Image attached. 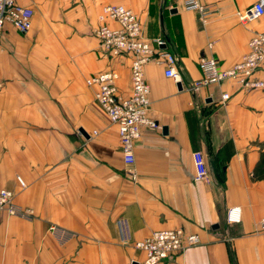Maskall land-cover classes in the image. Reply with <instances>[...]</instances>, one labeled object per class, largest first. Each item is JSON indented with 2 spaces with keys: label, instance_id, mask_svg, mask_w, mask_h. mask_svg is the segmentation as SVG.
Listing matches in <instances>:
<instances>
[{
  "label": "crops",
  "instance_id": "1",
  "mask_svg": "<svg viewBox=\"0 0 264 264\" xmlns=\"http://www.w3.org/2000/svg\"><path fill=\"white\" fill-rule=\"evenodd\" d=\"M199 1L202 13L183 0H16L33 18L27 34L7 25L0 41V189L33 215L0 218V264H139L135 241L177 228L199 243L162 264H264V89L187 90L200 58L224 70L241 62L264 18L239 20L258 0ZM106 5L131 9L145 39L165 37L183 75L179 87L163 66H144L158 127L142 129L132 166L86 84L114 70L119 95L131 91V55L102 54L94 36ZM195 152L208 180H194ZM232 207L238 224L225 221Z\"/></svg>",
  "mask_w": 264,
  "mask_h": 264
},
{
  "label": "built area",
  "instance_id": "2",
  "mask_svg": "<svg viewBox=\"0 0 264 264\" xmlns=\"http://www.w3.org/2000/svg\"><path fill=\"white\" fill-rule=\"evenodd\" d=\"M188 11L203 12L199 0H183ZM33 11L17 4L16 0H0V41L7 25L18 33L25 35L32 27ZM100 25L94 29L102 54L110 57L131 55L130 82L131 91L127 97L119 95L116 82L118 74L114 70L97 73L86 80L88 86H96L95 102L105 113L111 125L117 130L125 165L134 164V145L141 136L143 128L157 129L158 125L149 118L150 87L145 81L143 68L149 62L164 67V76L180 85L183 75L178 58L167 49L165 37L145 39L142 36V26L138 16L124 6L106 5L99 15ZM264 18V0H258L243 15L239 16L242 24ZM116 23L117 28H110L106 22ZM201 78L187 86V90L196 94L201 88L219 85L231 81L244 91L264 89V28L257 32L248 42V52L241 62L230 69H220L212 57H202L198 61ZM229 100L228 94L221 95V103ZM194 180L209 179V166L203 153H193ZM20 190L26 188L21 177H16ZM33 215L31 209L19 207L14 202L13 192L0 189V218H27ZM227 224H238L241 221V209L229 208L226 212ZM259 232L264 239V216L259 221ZM52 234H61L55 225L49 227ZM125 242L129 237L124 238ZM199 243L196 235L187 234L184 229L155 231L150 236L135 241L134 248L144 254V260L139 264H162L166 259L181 255L184 251Z\"/></svg>",
  "mask_w": 264,
  "mask_h": 264
},
{
  "label": "water",
  "instance_id": "3",
  "mask_svg": "<svg viewBox=\"0 0 264 264\" xmlns=\"http://www.w3.org/2000/svg\"><path fill=\"white\" fill-rule=\"evenodd\" d=\"M179 87H181V85L179 84Z\"/></svg>",
  "mask_w": 264,
  "mask_h": 264
},
{
  "label": "trees",
  "instance_id": "4",
  "mask_svg": "<svg viewBox=\"0 0 264 264\" xmlns=\"http://www.w3.org/2000/svg\"><path fill=\"white\" fill-rule=\"evenodd\" d=\"M264 159V158H263Z\"/></svg>",
  "mask_w": 264,
  "mask_h": 264
}]
</instances>
